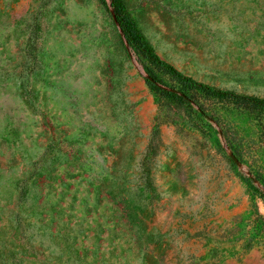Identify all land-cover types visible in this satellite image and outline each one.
<instances>
[{
	"label": "rangeland",
	"instance_id": "374dc122",
	"mask_svg": "<svg viewBox=\"0 0 264 264\" xmlns=\"http://www.w3.org/2000/svg\"><path fill=\"white\" fill-rule=\"evenodd\" d=\"M122 2L160 58L264 99V0ZM149 79L111 0H0V264H264V117L225 107L230 145Z\"/></svg>",
	"mask_w": 264,
	"mask_h": 264
},
{
	"label": "trees",
	"instance_id": "16d2710c",
	"mask_svg": "<svg viewBox=\"0 0 264 264\" xmlns=\"http://www.w3.org/2000/svg\"><path fill=\"white\" fill-rule=\"evenodd\" d=\"M111 7L124 37L147 68L150 83L159 91L173 94L196 105L204 115L216 117L217 121L222 119V110L230 106L259 111L264 117V99L207 85L186 75L154 52L135 21L129 16L122 0H111ZM223 122L224 120H220L222 132L231 145L230 130ZM234 154L240 157L236 150Z\"/></svg>",
	"mask_w": 264,
	"mask_h": 264
}]
</instances>
